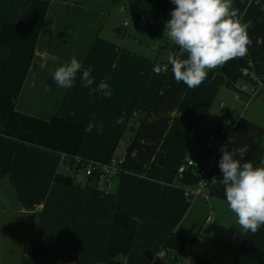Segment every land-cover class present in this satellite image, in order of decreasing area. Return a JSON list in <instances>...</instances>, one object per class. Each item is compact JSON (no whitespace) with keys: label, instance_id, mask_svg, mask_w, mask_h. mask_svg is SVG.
I'll return each instance as SVG.
<instances>
[{"label":"crops","instance_id":"0c3cea01","mask_svg":"<svg viewBox=\"0 0 264 264\" xmlns=\"http://www.w3.org/2000/svg\"><path fill=\"white\" fill-rule=\"evenodd\" d=\"M247 5L233 0L240 11ZM175 8L173 0H0V30L23 26L13 54L0 46V88L15 96L17 111L91 125L79 160L125 159L106 194L62 154L0 135V264H107L117 213L137 222L120 264H264V225L256 233L241 229L222 184L213 185L208 203L187 200L175 183L184 157L212 152L210 168L222 179L225 144L245 150L235 157L241 164L264 166V92L237 101L222 66L208 70L196 88L177 82L169 54L187 59L188 53L167 37ZM248 20L247 59L264 74V44L255 43L264 38V11L255 0L242 22ZM73 57L81 69L63 88L53 74ZM163 64L168 70L155 73ZM88 68L91 88L81 82ZM102 81L110 95L93 91ZM224 120L230 135L211 147ZM59 175L73 185L57 182ZM175 235L188 253L158 259Z\"/></svg>","mask_w":264,"mask_h":264},{"label":"clouds","instance_id":"9594fccd","mask_svg":"<svg viewBox=\"0 0 264 264\" xmlns=\"http://www.w3.org/2000/svg\"><path fill=\"white\" fill-rule=\"evenodd\" d=\"M255 2L264 11L260 0ZM173 3L176 8L166 22L167 37L188 53L187 59L169 54L168 63L177 82L183 81L188 88H196L207 78L208 70L247 54L248 46L253 43L248 34L253 22H242V19L252 0H248L245 11L234 8L233 0H173ZM255 43L264 44V38L258 37ZM157 47L153 45L152 50ZM80 69L81 64L73 57L69 64L56 68L53 78L59 86L69 88ZM94 79L91 68L82 72L84 87L91 88ZM107 89L108 84L102 81L93 91L110 95ZM91 130L90 125L87 131ZM230 142L233 143L231 138ZM220 151L223 155L219 167L223 176L219 181L214 176L211 184L224 186L229 209L236 215L240 228L256 233L264 225V166L254 167L251 161L241 164L235 157H243L244 149L229 151L225 144Z\"/></svg>","mask_w":264,"mask_h":264},{"label":"trees","instance_id":"16d2710c","mask_svg":"<svg viewBox=\"0 0 264 264\" xmlns=\"http://www.w3.org/2000/svg\"><path fill=\"white\" fill-rule=\"evenodd\" d=\"M22 32V25L4 26L0 30V46L13 54ZM178 49L181 48L178 46ZM248 63L247 58L237 57L222 66L229 88L242 79L241 69L247 67ZM0 135L60 153L69 162L71 170H79L77 159L87 136V127L66 120L59 114L50 120L24 115L16 109L15 96L0 88ZM56 180L66 186L73 185L71 177L59 175ZM136 227L137 222L133 218L121 213L114 216L107 264H120L119 256L130 253ZM164 246L168 252L174 251L179 255L188 253V247L178 235L172 236Z\"/></svg>","mask_w":264,"mask_h":264},{"label":"built area","instance_id":"2783aa9c","mask_svg":"<svg viewBox=\"0 0 264 264\" xmlns=\"http://www.w3.org/2000/svg\"><path fill=\"white\" fill-rule=\"evenodd\" d=\"M247 54L243 57L247 58ZM167 70L168 67L165 64L154 68V72L157 74L166 72ZM241 75L242 82H237L232 86L237 101H240L244 97L254 99L264 92V75L256 70L250 61L247 67L241 69ZM229 135L228 120H224L218 132L213 137L211 147L219 139L228 137ZM214 158L215 154L212 152L207 157L195 159L187 156L181 160L176 170L175 183L182 190L187 200L194 201L201 198L208 203L211 201V189L213 187L211 180L215 175L212 173L210 165ZM77 164L79 171L87 179L92 180L94 183H102L105 188V193L108 194L115 180L123 171L125 159H111L104 164L77 159ZM167 253L168 250L163 246L158 251L157 258L166 259Z\"/></svg>","mask_w":264,"mask_h":264},{"label":"rangeland","instance_id":"374dc122","mask_svg":"<svg viewBox=\"0 0 264 264\" xmlns=\"http://www.w3.org/2000/svg\"><path fill=\"white\" fill-rule=\"evenodd\" d=\"M240 82H242V80H240L239 83H240ZM263 94H264V93H263ZM263 94H262V95H263Z\"/></svg>","mask_w":264,"mask_h":264}]
</instances>
